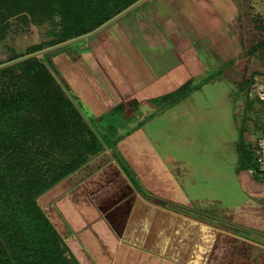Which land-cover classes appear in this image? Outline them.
I'll list each match as a JSON object with an SVG mask.
<instances>
[{
    "label": "rangeland",
    "instance_id": "obj_1",
    "mask_svg": "<svg viewBox=\"0 0 264 264\" xmlns=\"http://www.w3.org/2000/svg\"><path fill=\"white\" fill-rule=\"evenodd\" d=\"M128 1L111 0L104 7V13L114 14ZM215 1L219 3V15L213 19V25L222 22L218 36L200 34V39L195 40V36L179 31L175 19L173 23L156 21L150 6L158 0H146L89 38L46 53L51 63L39 57L52 75L45 79L47 92H52L51 97L58 94L62 98V102H57L59 108L62 106L61 110L52 109L49 102L53 111L62 112L61 119L67 114L74 119V127L86 121L87 133L95 136L94 140L108 149L119 164L123 163L131 175L143 173L153 184L154 192L146 189L148 187L139 177L132 178L134 185L157 203L171 202L166 200L170 193L164 191V188L168 189L166 183L169 181H156L154 177V163L163 159L172 166L166 172L169 171L173 180L174 196L181 200L175 203L178 210L211 221L213 212L231 215L254 203L246 190L253 191V186L264 189L262 177L250 172L257 167L252 146L258 137L264 135V99L257 96L259 85L264 83V0ZM67 7L62 4V8ZM0 10V64L29 54L31 47L48 45L55 34L64 35L67 30L59 24V12L52 10L51 14L55 13L52 18L48 17L49 4L37 7L36 16L46 17L45 20L35 19L26 10L13 14L2 13L1 7ZM79 28L71 27L67 33L72 34ZM194 30L197 26H192ZM215 37H219V42L226 41L229 46L225 49V58L220 55L221 61L217 54L219 46L213 42ZM190 46L193 51L189 50ZM230 59H233V65L227 67ZM234 66L237 69L232 71ZM19 71V68L15 69L16 73ZM249 77L253 78V83H246ZM16 85L9 72H0V93L12 96L17 90ZM246 94L250 98L248 103ZM48 99L52 101L50 97ZM43 106L50 109L47 103ZM30 111L32 113L28 114L25 109L21 113L39 123L44 111L33 107ZM12 117L8 113L0 120L12 121ZM66 122L50 123L49 135L44 131L41 142H52L54 136H67L63 143L73 141L74 146L82 150L76 137L81 138L83 133L81 137L79 132L68 135L64 126ZM26 123L23 120L24 126ZM87 133L84 131L82 138L88 139ZM240 143L247 145L246 152L239 148ZM27 144L30 151L35 149L30 140ZM53 149L50 148L52 158L68 160L65 155L68 151L62 154L60 148ZM1 150V167L8 161L10 167L16 169L17 156L13 160V152L4 147ZM134 158L137 159L133 161ZM133 162L141 165V169L136 170ZM35 164L41 167L40 160H35ZM46 168L56 170L57 166L45 164L43 169ZM3 179L9 185V193L4 192V195L12 198L19 181L18 173L17 177L6 173ZM51 189L48 190L50 194L55 193ZM250 195L254 196L252 192ZM35 216L34 221H27L22 228L24 231L29 228L32 232L31 235L26 232L30 247L52 250L57 244L55 236L51 235L54 230ZM225 219L215 220L224 229H242L230 225L231 221ZM50 223L58 231L51 219ZM252 227L264 233L260 224ZM236 233L244 234L241 231ZM1 236L4 238V234ZM14 244L17 247L22 243ZM60 252L58 250L56 255ZM71 257L69 264H81L75 255Z\"/></svg>",
    "mask_w": 264,
    "mask_h": 264
},
{
    "label": "crops",
    "instance_id": "obj_2",
    "mask_svg": "<svg viewBox=\"0 0 264 264\" xmlns=\"http://www.w3.org/2000/svg\"><path fill=\"white\" fill-rule=\"evenodd\" d=\"M218 7L215 0H158L150 10L156 21L173 23L175 19L179 31L196 40L200 34H220L222 22L213 25L219 15ZM192 26H197L198 31H192ZM218 38H213V42L219 46L221 61L220 55L225 58L229 46ZM189 50L193 51L192 46ZM234 68L237 69L234 66L231 70ZM157 161L154 177L156 181H169L164 191L170 193L165 199L171 202L157 203L138 189L132 180L135 176L154 192L153 184L143 173L131 175L108 149L55 185L51 189L53 195L45 194L49 196L46 207L43 205L46 213L81 264H264V241H260L264 233L252 229L256 224L264 227V189L253 186V191L246 190L254 203L231 215L213 212L211 221L178 210L175 203L181 200L174 196L175 186L166 172L172 166L163 159ZM132 166L141 169L134 162ZM217 218H226L230 225L241 227L237 231L244 234L222 228Z\"/></svg>",
    "mask_w": 264,
    "mask_h": 264
},
{
    "label": "trees",
    "instance_id": "obj_3",
    "mask_svg": "<svg viewBox=\"0 0 264 264\" xmlns=\"http://www.w3.org/2000/svg\"><path fill=\"white\" fill-rule=\"evenodd\" d=\"M2 1L3 2H0L2 13L6 12L7 14H13L15 12L26 10L33 14L35 19L39 18L40 20H45L47 19L46 17L41 18L40 16H36L37 7L42 4H44V6H47V4L50 5L49 18H52L53 13L55 12L60 13L61 21L59 24L62 25V29L67 28V30H65L66 33H64V35H62V33L55 34V38L49 41L50 43H48L46 46L40 45L31 47L29 49L30 54L32 52L56 45L58 43L93 31L137 0H129L126 4H124V6L121 7L120 10L114 14H110L108 12L104 13V7L111 0ZM62 4H67L68 7L66 9L62 8ZM76 6H80L81 9L77 8ZM52 10L55 12L51 14ZM77 26H80L78 31L75 30L76 32L72 34L67 33L68 29L71 27L76 29ZM53 33L55 32L53 31ZM263 43L264 41L262 44ZM44 56L46 59L44 61H47L48 63L52 62L51 59L49 60L47 58L46 53ZM44 61L39 57H33L12 66L0 69V72H9L10 79L17 84V90L15 91L14 95L7 96L6 94L0 93V119L2 116L7 115L8 113L13 116L12 121L10 119L7 121L0 120V154L2 155L1 147H4L8 151L13 152V160L17 156V162H19L17 163L16 168L18 170L13 169L14 167L11 168V164L8 161L5 162V164H2V167L0 164V264H69L68 261L70 258L72 259L71 256L73 253L71 252V249L67 243L64 242L60 233H58L57 230L55 231L54 227L50 223V218L48 217L46 210L42 208L43 206L41 207V204H44L46 207L45 203L46 200L49 199V196L47 198L48 194H45L49 192V189L53 188V186L60 183L70 174L75 173L90 159L99 155L101 150H105L102 145L94 140L93 137L95 136L87 133L85 126L86 121H82L81 126L74 127V119L72 120L67 114L63 115V117L66 116L65 120L63 117L61 119L62 112L57 113L52 110L53 108L56 110H61L62 106L59 108L60 106H57V102H62V98H60L58 94H54V96L51 97L50 95L52 92H50V94L47 92V86L44 84L45 79H50L52 75L49 73ZM228 61L229 63H227V67H232L233 59ZM16 68H19L20 70L18 73L15 72ZM251 77H249L246 83H253V78ZM64 92L65 91H62L63 95L65 94ZM49 97L52 99V101L48 99ZM245 97L248 103L250 101L249 95L246 94ZM66 101L70 103L71 100L67 98ZM49 102H51L52 109ZM45 103L48 104V107L50 106V109H45V107L47 108V106H43ZM120 105L121 104L118 106ZM30 107H33L37 110L39 108L41 111H44L39 123L35 121L33 122L30 119V116L26 114L22 115L25 109H27L28 114L32 113L30 111ZM76 111L80 116L81 113L77 109ZM56 119L65 122L68 120L66 123H64L67 124L64 126L65 130L68 129V135L74 134V132H79L80 135L82 132L83 137L84 131L88 134V139L82 138L81 135V138L76 137L77 142L83 144L80 145L79 143V146L82 148V150H79L77 145L74 146L75 143L73 141L63 143L64 138H67V136L62 138L54 136L52 142H41V137H44V134L42 135V133L45 131V133H48L49 135V128L51 127L50 123L55 124L58 121ZM23 120L24 122H27V126L23 125ZM75 128L78 129L75 130ZM20 133L23 134L21 135ZM54 133L56 132L54 131ZM28 140L33 143L35 148L33 149L35 150L34 152L33 150H29V146L27 144ZM246 146L247 145L244 143L239 144L240 149H245L243 152L247 151L245 148ZM50 148H60L62 150V154L68 151L65 154L68 156V160L61 161L59 159H54L55 157L52 158V155L50 154L52 150L50 151ZM17 152L19 154L14 155ZM35 160L41 161V167L35 164ZM45 164H53V166L56 165L57 168L56 170H51L50 168H48L50 170L47 168L44 170L43 166ZM121 165L124 166L123 163H121ZM123 168L126 169L127 167L124 166ZM16 171L19 177L18 185L14 189L12 198L11 196L9 198L4 195V192L6 194L9 193V185L8 183H4L6 180L3 178L5 177L6 173H10L14 177H17ZM59 204H61V202ZM7 208H10L11 210H6ZM1 210H3V212H1ZM34 216L38 217L39 221L45 223L46 225H50V227L53 228L54 232L51 235L55 236V242L57 244L52 250L49 249L47 251H41L38 248L33 249L30 247V239L28 238V235H26V232L30 235L32 232L29 230V228L28 231H24L22 228L24 223L27 221L31 219L34 221ZM36 225L39 226L38 222ZM2 234H4V238L1 236ZM14 243L22 244H19L18 248V246L15 247L16 245ZM58 250L61 252L59 255H56Z\"/></svg>",
    "mask_w": 264,
    "mask_h": 264
},
{
    "label": "water",
    "instance_id": "obj_4",
    "mask_svg": "<svg viewBox=\"0 0 264 264\" xmlns=\"http://www.w3.org/2000/svg\"><path fill=\"white\" fill-rule=\"evenodd\" d=\"M145 1L146 0H137L136 2L131 4L129 7H127L126 9H124L123 11H121L120 13H118L117 15H115L114 17H112L111 19H109L108 21H106L105 23H103L102 25H100L99 27H97L96 29H94L93 31H91L89 33L83 34L81 36L69 39L67 41L58 43L56 45H53V46H50V47H47V48L32 52V53L27 54L25 56H21L19 58L13 59V60L8 61L6 63L0 64V69L6 68L8 66H12L14 64L20 63L22 61H25V60L33 58V57H41V58L44 59L45 58L44 54L49 52V51H52L54 49H57V48H60V47L66 46V45H69V44H71L73 42L80 41L82 39L89 38L90 36L98 33L101 30H103L105 27H107L108 25H110L111 23H113L114 21L119 19L121 16L125 15L126 13H128L131 10H133L134 8H136L138 5H140L141 3L145 2Z\"/></svg>",
    "mask_w": 264,
    "mask_h": 264
},
{
    "label": "built area",
    "instance_id": "obj_5",
    "mask_svg": "<svg viewBox=\"0 0 264 264\" xmlns=\"http://www.w3.org/2000/svg\"><path fill=\"white\" fill-rule=\"evenodd\" d=\"M257 94L261 99H264V83L259 85ZM252 151L255 155L257 167L255 166L250 172L259 174L264 181V135L257 138Z\"/></svg>",
    "mask_w": 264,
    "mask_h": 264
},
{
    "label": "flooded vegetation",
    "instance_id": "obj_6",
    "mask_svg": "<svg viewBox=\"0 0 264 264\" xmlns=\"http://www.w3.org/2000/svg\"><path fill=\"white\" fill-rule=\"evenodd\" d=\"M91 160V159H90ZM90 160L88 162H90Z\"/></svg>",
    "mask_w": 264,
    "mask_h": 264
}]
</instances>
